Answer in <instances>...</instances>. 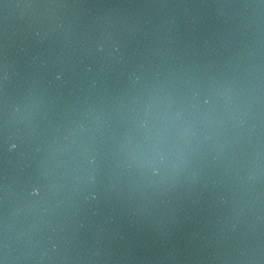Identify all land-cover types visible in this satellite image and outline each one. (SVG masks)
<instances>
[{
    "label": "water",
    "instance_id": "1",
    "mask_svg": "<svg viewBox=\"0 0 264 264\" xmlns=\"http://www.w3.org/2000/svg\"><path fill=\"white\" fill-rule=\"evenodd\" d=\"M0 264H264V0H0Z\"/></svg>",
    "mask_w": 264,
    "mask_h": 264
}]
</instances>
